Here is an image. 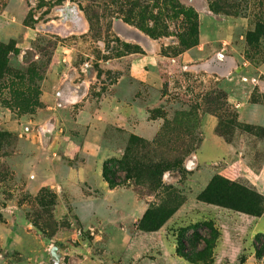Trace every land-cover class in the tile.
Here are the masks:
<instances>
[{
	"label": "rangeland",
	"instance_id": "rangeland-1",
	"mask_svg": "<svg viewBox=\"0 0 264 264\" xmlns=\"http://www.w3.org/2000/svg\"><path fill=\"white\" fill-rule=\"evenodd\" d=\"M135 1L0 0V264H55L53 245L60 246L59 264H172L170 256L184 257L189 264L214 263L217 239L192 261L178 246L182 228L197 222L180 223L213 216L195 214L193 206L178 210L195 171L204 117H216L215 132L243 152L249 165L259 169L264 160V133L258 131L264 125L244 122V106L231 100L250 103L247 120L252 112L264 113V80L248 78L264 62V0H206L207 12L202 14L190 0H179L198 13L199 44L201 30L227 42L224 50L216 44L218 49L201 55L199 44L180 49L176 34L187 25L183 15L170 17L163 0L159 7L152 6L155 0H137L141 3L136 6ZM138 13L145 17L144 28L134 21ZM132 15L133 22H127ZM148 27L170 34L154 37L144 30ZM56 84L74 93L73 106L61 107L65 101L53 93ZM56 121L54 132L66 139L50 149L58 154L71 155L78 144L97 138L104 121L103 138L120 153L108 161L123 160L121 180L127 159L138 156L153 182L130 178L117 184L137 195L131 216L121 199L116 208L107 203L111 217L105 208V217L88 220L79 212L82 202L70 199L67 190L50 183L28 187L34 165L54 136L49 122ZM149 129L155 131L152 137ZM33 130L40 131L36 142ZM24 137L33 160L26 164L27 172L17 157ZM117 185L109 183L110 188ZM219 187H210L201 202L209 204ZM237 195L234 208L219 206L233 212H240L238 206L257 208V194L240 189ZM149 208L176 209L170 233L163 234L177 243L171 255L161 236L153 238L159 245L152 246L146 240L149 231L139 228ZM203 246L187 238V250Z\"/></svg>",
	"mask_w": 264,
	"mask_h": 264
},
{
	"label": "crops",
	"instance_id": "crops-1",
	"mask_svg": "<svg viewBox=\"0 0 264 264\" xmlns=\"http://www.w3.org/2000/svg\"><path fill=\"white\" fill-rule=\"evenodd\" d=\"M190 2L194 4L200 14L207 12L208 5L206 0H190ZM204 33L202 34L201 30V43L197 47L198 49H196L198 54H205V52L211 51L212 49L216 50L217 46L221 47L222 50L226 48L224 46L227 45V42L219 41L216 34L210 37L206 31ZM222 50H217V53H221ZM253 77H258L257 80L260 78L264 80V62L248 78L252 80L254 79ZM68 89L69 87L57 86V84L53 88V93L57 97H61L62 100L64 98L65 104L63 105L61 103L63 105L61 107H71L74 105L72 102L75 95L72 92H68ZM248 95L247 93L246 98H248ZM231 100L239 108L244 106V111L241 110V113L244 114L242 119L244 122L264 125V113L252 112L249 116L250 118L248 117L249 120H247L245 119V113L250 103L244 104L246 101H238L242 99L237 97ZM47 103L45 102V104ZM53 116L55 117V115ZM49 124L51 126L50 132H53L54 136L49 142L47 150L43 152V155L40 158L37 155L40 162L33 167V177L29 181L30 185L28 187L31 189H39L41 186L50 183L57 185L63 190H67L66 193L70 199L79 201V203L82 202L79 212L82 217L88 220L105 217L107 208L108 215L106 216L111 217V206L107 203H113L116 208L121 206L118 202L121 199L126 202L128 201L127 203L124 201V205H128V213L131 216L137 208V195L131 189L124 188L120 185L110 188L103 174L105 162L111 158L120 156L119 151L108 146L103 138L106 136L104 121H102V127L98 129L97 138L92 137L91 139H86L85 143L78 144L76 151H73L71 155L67 156L50 150L52 147L54 148V145L61 139V136L54 132L58 122H49ZM44 126H47L46 123ZM216 126V117L207 116L203 118L204 135L195 153V160L197 162L195 171L188 179L187 187L185 185L186 188L181 201V207L178 210L181 211L182 208L186 209V207L193 206V212L195 214L200 211H206V213H210L213 217H192L193 220H190V217H188V220L180 223V226L191 222L203 221H208L216 225L215 227L219 229L220 235L216 240L215 261L213 264H264L263 260L257 255L255 246L256 236L258 234H264V160L259 169L249 165L246 158L243 157V152L237 151L235 145L227 142L215 132ZM33 132V142L37 141V137L41 139L40 131L39 134L35 130ZM146 132L151 137L155 134V131L151 129ZM100 133H102V138L100 137ZM63 140H60V142ZM28 141L29 139L25 137L19 141L17 156L18 161L23 165V170L26 172V164H30L31 161L33 162L31 160L32 157L26 150ZM241 144L245 147L244 142ZM217 174L223 175L231 180H238L259 192L260 214L251 215L244 212L226 211L219 205L202 203L199 195ZM84 188H87L89 191L84 192ZM90 191H93V193ZM99 199H102L104 203H101ZM174 218L176 217H171L159 230L149 232L146 239L149 240L148 243L150 244L159 245L158 239L155 240L153 238L155 236H161L159 238H162L171 247L170 255L173 246L175 248L177 243L174 240V243L171 244L163 234L170 233L169 226L173 225ZM0 226H2L1 222ZM170 258L173 260L171 261L172 264H189V261L184 257L180 258L177 256L173 258L170 256Z\"/></svg>",
	"mask_w": 264,
	"mask_h": 264
},
{
	"label": "trees",
	"instance_id": "trees-1",
	"mask_svg": "<svg viewBox=\"0 0 264 264\" xmlns=\"http://www.w3.org/2000/svg\"><path fill=\"white\" fill-rule=\"evenodd\" d=\"M141 2L135 1V6L140 5ZM162 3H164L167 6V10L169 12V16L173 17V15H183L186 19V27L184 32H180L176 34L178 37L179 43H180V49L186 50L189 49L197 44H199V17L198 13L194 10L193 7H187L183 5L179 0H163ZM161 5L160 0H155V3H153L152 6L159 7ZM123 6V5H122ZM149 6H147L146 9H148ZM133 7H130L129 13L132 14ZM135 10V9H134ZM173 12L171 15L170 13ZM135 15V13L133 14ZM132 16L126 17L127 22H131ZM145 17L141 16L140 13L137 14L135 18V23L142 27V23L144 21ZM154 19V18H152ZM133 22V21H132ZM146 32H148L151 36H158L160 34L163 35H169L170 33L168 31H165L164 33H160L155 31L154 28L148 27L144 29ZM260 134L262 135L264 133V128L259 127ZM138 156L135 157L134 153L133 156L127 159L126 163L128 166L126 167V174L125 178L121 180L119 171L124 170L125 167H123L122 161H119L117 159H113L111 161H106L104 164V177L107 179V181L113 185L120 184L126 180H129L130 178H136L138 181H142L144 183H152L153 179L150 178L149 173L143 172L144 166L140 165L141 162L138 161ZM114 163L119 164L117 168L112 169V165ZM135 172V173H134ZM135 174V175H134ZM216 183H220L219 192L218 194H210L209 197V203L216 204V205H223L228 208H234L235 204L239 201L237 190L242 189L245 191L246 195L250 194H257L258 196V202H257V208L255 210L247 209L243 206H238L236 208L240 212H244L251 215H259L260 209H259V201H260V194L255 189H251L249 187H246L244 185H241L240 183H237L235 181H232L222 175H215L206 189L199 195V199L201 200L202 195L210 189V187H213ZM246 202H248V196L245 199ZM176 209H165V208H149L144 213L139 228L144 231H157L159 230L174 214ZM207 229L208 231L206 233H202V229ZM190 229H194V232L191 236H187V231ZM219 237V231L217 228L208 221L203 222H197L193 226H186L182 228L180 231L179 237H178V246L179 251L184 254V256L189 259L193 260L196 257L204 256L214 243V241ZM187 238L188 242L190 244H196L199 245L201 242H204V246L202 248L195 249L193 251L187 250ZM255 244H256V251L257 255L259 257H262L264 255V234H258L255 238Z\"/></svg>",
	"mask_w": 264,
	"mask_h": 264
},
{
	"label": "water",
	"instance_id": "water-1",
	"mask_svg": "<svg viewBox=\"0 0 264 264\" xmlns=\"http://www.w3.org/2000/svg\"><path fill=\"white\" fill-rule=\"evenodd\" d=\"M63 246V244H61ZM60 246L58 245H53L51 247V257L54 259L55 264L60 263L61 255L62 253H59Z\"/></svg>",
	"mask_w": 264,
	"mask_h": 264
},
{
	"label": "built area",
	"instance_id": "built-area-1",
	"mask_svg": "<svg viewBox=\"0 0 264 264\" xmlns=\"http://www.w3.org/2000/svg\"><path fill=\"white\" fill-rule=\"evenodd\" d=\"M221 55H222V54H221ZM262 260H263V262H264V256H263V259H262Z\"/></svg>",
	"mask_w": 264,
	"mask_h": 264
}]
</instances>
